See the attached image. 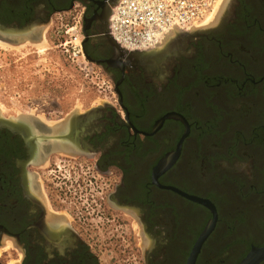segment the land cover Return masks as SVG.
<instances>
[{"label":"flooded vegetation","instance_id":"1","mask_svg":"<svg viewBox=\"0 0 264 264\" xmlns=\"http://www.w3.org/2000/svg\"><path fill=\"white\" fill-rule=\"evenodd\" d=\"M115 1L0 0L15 40L78 18L116 94L55 120L0 117V264H190L212 219L192 264H238L264 247V0H232L164 56L110 42ZM90 171L100 191H83Z\"/></svg>","mask_w":264,"mask_h":264},{"label":"rangeland","instance_id":"2","mask_svg":"<svg viewBox=\"0 0 264 264\" xmlns=\"http://www.w3.org/2000/svg\"><path fill=\"white\" fill-rule=\"evenodd\" d=\"M231 6L232 0H226L213 18L187 31L193 30L192 33H196L209 30L211 23L229 18ZM34 30V37L24 34L15 37L17 41L11 38L6 39L9 42L0 41L5 45H0L1 118L33 114L42 116V113H47L48 120H55L72 112L95 109L104 101L115 103L116 94L109 77L99 65L86 59L81 50L83 37L78 18L73 19L70 12L56 14L48 23ZM1 35L14 38V35ZM169 36L156 47L163 49V56L186 49L184 36L177 33ZM172 38L178 40L174 44L165 45ZM37 44L42 45V49ZM156 71L159 77L165 72L163 67ZM197 104L203 117V102ZM201 127L205 128L203 125ZM243 164L238 168L241 169ZM83 177L91 179L83 180L86 187L83 191H100V188L92 187L95 178L91 171L83 173ZM6 259L12 263L10 257Z\"/></svg>","mask_w":264,"mask_h":264},{"label":"built area","instance_id":"3","mask_svg":"<svg viewBox=\"0 0 264 264\" xmlns=\"http://www.w3.org/2000/svg\"><path fill=\"white\" fill-rule=\"evenodd\" d=\"M215 5L216 0H116L107 32L126 51H148L173 31L205 24Z\"/></svg>","mask_w":264,"mask_h":264},{"label":"water","instance_id":"4","mask_svg":"<svg viewBox=\"0 0 264 264\" xmlns=\"http://www.w3.org/2000/svg\"><path fill=\"white\" fill-rule=\"evenodd\" d=\"M193 30H191V31H176L175 33L184 36V35H190V34H192ZM104 32L106 33V36L110 40V42L113 45H115V46L118 47V45L116 44V42H114V40L111 38V36L107 33V28L104 30ZM157 50H158V48L151 49V50H148V51H142V52L135 51L134 53H143V52H148V53L149 52L150 53L152 52V53H155V51H157ZM84 56L86 57V59H88L90 61H93L85 53H84ZM91 110H93V109H91ZM160 122H161V120L158 121V123L155 125L154 129L158 126V124H160ZM184 134H185V132H184ZM189 197L192 198V199H194V200H196V201H199V202H202L204 204L209 205L208 204L209 202L207 200H203V199H200V198H197V197H193L191 195H189ZM213 222H214V219L210 220V222L207 224V226L205 227V229L202 231V233L200 234L199 238L197 239V242L195 244V252H194V254H191V256H190V264H192V260H193V258L195 256V253L198 250L201 241L205 238L206 234L209 232L210 228L212 227ZM262 257H264V247H262V248H252L247 253V255L238 264H255Z\"/></svg>","mask_w":264,"mask_h":264},{"label":"bare ground","instance_id":"5","mask_svg":"<svg viewBox=\"0 0 264 264\" xmlns=\"http://www.w3.org/2000/svg\"><path fill=\"white\" fill-rule=\"evenodd\" d=\"M226 0H220V1H218L217 3H216V5H215V7H214V11H213V13H211L210 14V16L208 17V20L209 19H211V18H213L214 16H215V13H219V10L221 9V7H222V5L224 4V2H225ZM219 2H220V4H219ZM217 13V14H218ZM212 21V20H211ZM176 31H173V32H171V34L172 33H175ZM0 37H3V38H0V41H5V42H9L8 40H6V39H9V38H7V37H5V36H3V35H0ZM14 41H17V40H15L14 39ZM22 41H24V40H22ZM12 42V41H11ZM168 42V41H167ZM0 45H2V46H5L2 42H0ZM38 45V47L39 48H41L42 49V45H40V44H37Z\"/></svg>","mask_w":264,"mask_h":264}]
</instances>
